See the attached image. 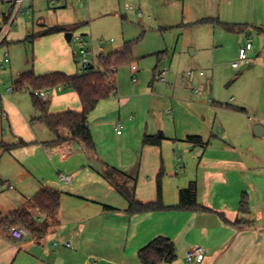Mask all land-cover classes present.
Returning <instances> with one entry per match:
<instances>
[{
    "label": "crops",
    "instance_id": "1",
    "mask_svg": "<svg viewBox=\"0 0 264 264\" xmlns=\"http://www.w3.org/2000/svg\"><path fill=\"white\" fill-rule=\"evenodd\" d=\"M167 1L180 7L181 0ZM187 2L201 22L221 25L227 33H238L246 41H253L256 34L264 43V0ZM68 3L66 0L59 9ZM34 10L35 1L33 16ZM138 16L144 18L141 10ZM223 25H238L242 30L229 32ZM44 37L33 44L44 42ZM58 39L63 46L62 38ZM65 39L70 43L73 35L69 41L66 33ZM63 50L70 55L64 46ZM121 52L106 47L97 59L101 55L116 57ZM133 66L131 72L137 78L141 70L136 66L133 72ZM163 66L161 63L158 67ZM39 68L38 74L57 70L78 74L61 64ZM252 68L251 58L248 69ZM157 71L154 69L152 80L141 84L137 78L132 90L121 93L109 107L103 106L102 113L97 112L98 104L89 117L95 144L92 157L82 145L69 140L66 129L60 136L67 141L58 144L45 125L32 123L40 114L33 104L25 102L21 106L23 96L7 92L0 100L1 119L8 121L10 132L16 120L26 122L32 130L39 127L24 139L13 133L8 138L0 123V222L20 210H29L38 224L47 225L39 238L28 234L16 242L9 234H0V264H141L140 250L158 237L168 238L175 245L176 259L166 264H188L186 253L196 247L204 249L205 257L195 264H264V113L261 119L259 114L251 117L244 107L212 100L214 73H193L184 85L168 73L165 82L157 84ZM27 72L31 70L18 72L12 83ZM198 86L204 87V94L195 98L191 87ZM11 101H18L20 109H14ZM47 103L49 114L82 111L78 94L63 87L52 89ZM256 126L261 127L259 136L254 131ZM159 135L164 138L160 146L144 144L145 137ZM191 136L200 137L205 146L189 143L187 138ZM93 160L102 165L101 171L94 168ZM108 168L136 181L140 205L157 201V180L162 174L165 207H176L180 191L195 184L198 205L206 210L130 213L129 202L104 176ZM61 176L72 177V182H61ZM5 183L13 189L6 188ZM43 188L62 194L53 219L31 206V200ZM244 195L248 213L240 210Z\"/></svg>",
    "mask_w": 264,
    "mask_h": 264
},
{
    "label": "rangeland",
    "instance_id": "2",
    "mask_svg": "<svg viewBox=\"0 0 264 264\" xmlns=\"http://www.w3.org/2000/svg\"><path fill=\"white\" fill-rule=\"evenodd\" d=\"M48 4L46 0H35L34 16L32 11L20 15L9 39L6 38L8 42L0 47V100L8 94L7 89L14 86L12 82L21 70L30 69L36 76H45L51 72L38 74L39 66L61 64L73 70V74H82L76 38L85 36L96 57L106 47L112 46L116 52H121L127 44L133 56L132 63L118 68V94L101 101L97 112L102 113L103 106L109 107L108 104L115 103L121 93L132 90L131 65L135 64L141 70L138 84L152 80L154 69L158 73L165 68L168 76L173 74L184 85L189 72L194 75L203 72L207 76L214 73L212 100L244 107L251 117L259 114L261 119L264 113V43L256 34L253 36L255 50L251 53L253 68L242 65L235 70L232 64L237 62L239 47L245 45L246 39L238 33H227L216 23L201 22L187 0L179 1V8L167 0H85L84 5L81 0H69L64 9H52ZM139 10L144 15L142 19L138 16ZM63 25L76 28L71 32L70 43L65 39L66 33L46 36L39 44L30 41L44 29ZM59 37L70 55L64 54ZM5 55L10 59L7 67L3 66ZM161 63H164L162 68L158 67ZM55 72L66 74L60 70ZM15 92L14 96H23L21 106L25 102L32 106V89ZM11 104L14 109H20L18 101H11ZM0 123L4 124V137L8 138L12 133L18 138L27 137L39 128L32 130L26 122L16 120L10 132L8 121L2 120L1 115ZM27 150L32 153V149ZM2 167L0 164V169Z\"/></svg>",
    "mask_w": 264,
    "mask_h": 264
},
{
    "label": "trees",
    "instance_id": "3",
    "mask_svg": "<svg viewBox=\"0 0 264 264\" xmlns=\"http://www.w3.org/2000/svg\"><path fill=\"white\" fill-rule=\"evenodd\" d=\"M211 22L209 20L205 23ZM229 32L241 31L238 25H223ZM76 28L56 27L50 28L40 34L33 35L30 41L40 37L59 33H71ZM133 62L131 47L127 44L124 50L116 57L98 58L96 69L75 75L65 73H50L45 76H36L34 72H27L21 75L19 81L14 84L17 91H22V87L28 84L30 89L41 91L63 87L73 90L79 96L82 104L81 112L67 111L59 114H49L48 103L32 94V104L40 117L32 123H42L55 136L56 143L61 144L67 140H62L60 131L66 129L69 140L82 145L89 155H94L95 144L89 128V117L95 111L98 104L117 93L116 75L118 68ZM228 106V105H227ZM229 107V106H228ZM244 111L243 109H237ZM164 140L163 136L145 137L144 144L160 146ZM189 143L205 146L200 137L191 136L187 138ZM10 150V148H7ZM104 176L110 184L129 202V212L138 211H162L169 209L178 210H206L198 205L196 185L193 184L188 189L180 191L179 204L176 207H165L162 198V174L157 180V201L148 205H140L136 199V181L113 168H108ZM62 194L50 188H43L31 200V206L49 219L56 217L60 207ZM240 210L248 213V202L246 195L243 196ZM11 226V227H10ZM18 227L27 231L28 234L41 237L46 229V224H38L33 214L29 210H20L10 217L0 222V234L7 235L11 228ZM141 264H166L172 263L176 259V249L174 243L165 237H158L151 241L138 254Z\"/></svg>",
    "mask_w": 264,
    "mask_h": 264
},
{
    "label": "built area",
    "instance_id": "4",
    "mask_svg": "<svg viewBox=\"0 0 264 264\" xmlns=\"http://www.w3.org/2000/svg\"><path fill=\"white\" fill-rule=\"evenodd\" d=\"M35 0H0V47L4 45L6 38L8 37L12 28L16 25L18 18L20 15L29 14L32 11L33 3ZM64 0H48L49 5L52 9H59L63 6ZM82 4L85 0H81ZM84 5V4H83ZM142 16V14H139ZM77 47L79 50V55L81 58V68L82 73L88 72L91 69H96L98 65V59L95 56L92 50V44L88 42V40L84 37H77L76 38ZM253 50V41L248 39L242 47L239 48L238 51V60L232 64V68L235 70L240 69L242 65L250 66L251 64V57L250 54ZM10 64L9 55H5V59L3 61V66L7 67ZM137 70L136 66L132 67V71L135 72ZM167 74V70L161 69L155 76V80L157 83H164L165 77ZM188 79H190L193 75L192 72H189ZM200 76H204V73L201 72ZM137 82V78H133V83ZM190 85V83H189ZM23 89L30 90L28 84H25L22 87ZM192 94L195 98H199L204 94V87H191ZM17 91L15 87H10L7 89L8 93ZM35 96L43 101H47L50 94L51 89L35 91ZM5 117V116H4ZM118 135H121L122 131L120 128L116 129ZM60 181L66 184H70L72 182V177L68 176H61ZM4 186L8 189H13V187L9 183H5ZM28 235L27 231L14 227L11 228L9 231V236L13 241H21ZM70 246V245H68ZM205 257V251L201 247H196L192 250H189L186 253V261L188 264H195L199 263Z\"/></svg>",
    "mask_w": 264,
    "mask_h": 264
},
{
    "label": "water",
    "instance_id": "5",
    "mask_svg": "<svg viewBox=\"0 0 264 264\" xmlns=\"http://www.w3.org/2000/svg\"><path fill=\"white\" fill-rule=\"evenodd\" d=\"M67 38H68L69 41H71L72 34H71V33L67 34ZM260 129H261L260 126H256V127L254 128V131H255L256 135H258V134H257V131L260 130ZM258 136H259V135H258ZM93 164H94V168H95L96 170H98V171H101V170H102V165H101L99 162L93 160Z\"/></svg>",
    "mask_w": 264,
    "mask_h": 264
}]
</instances>
